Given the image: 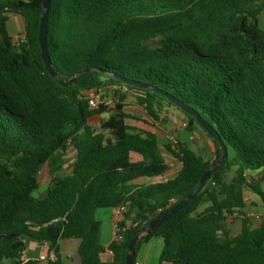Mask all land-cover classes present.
<instances>
[{"label":"trees","instance_id":"16d2710c","mask_svg":"<svg viewBox=\"0 0 264 264\" xmlns=\"http://www.w3.org/2000/svg\"><path fill=\"white\" fill-rule=\"evenodd\" d=\"M46 72L38 44L42 0H0V264H38L25 258L28 244L54 253L47 264H68L59 242L73 240L78 264H125L129 241L189 193L209 161L184 142L165 149L180 169L170 171L156 135L127 123L126 93L148 119L173 107L186 130H200L162 96L106 73L149 85L193 109L220 137L227 158L187 205L142 236L161 240L159 264H264V217L240 219L231 235L228 218L243 210L245 188L264 205V0H50ZM8 14L24 22L17 45L8 34ZM111 92L112 106L90 109L87 94ZM97 127L89 123L102 116ZM145 124H149L144 122ZM75 153L63 174L67 151ZM133 155L137 160H133ZM46 193L34 196L42 169ZM233 170L229 181L228 172ZM144 180L143 183H138ZM148 180V181H146ZM124 207L113 241L100 242L98 211ZM120 237V239H118ZM109 251L110 263L101 255Z\"/></svg>","mask_w":264,"mask_h":264},{"label":"rangeland","instance_id":"374dc122","mask_svg":"<svg viewBox=\"0 0 264 264\" xmlns=\"http://www.w3.org/2000/svg\"><path fill=\"white\" fill-rule=\"evenodd\" d=\"M8 20L6 24L7 32L13 38V43L15 45L18 44V39L24 33V22L21 17L17 15L8 14ZM89 94H94L95 100L97 104H102L105 106H112L113 104V96L112 93L107 92H90ZM124 111L129 114L133 119H128L127 123L131 126L136 128H148L149 130L153 131L157 137L158 143L161 146V150L163 152L164 160L168 165L171 171L177 172L180 169V163L170 155L167 150L165 149L166 145H170L175 147V140L180 142H184L190 146V148L198 153L200 156L204 157L209 161H213L215 159V154L213 153V148L207 137L204 133L200 130H196L194 133L190 134L185 126H186V118L185 116L173 107H166L159 113L158 117L160 122H154L147 118L145 111L138 107L134 100V95L132 93H126V100L124 102ZM107 117L106 114L102 116H93L89 119V123L97 127L99 124L100 119H105ZM147 122L149 124H145ZM74 151L69 149L67 151V155L65 157L64 165H63V174L67 173L70 169V163L74 159ZM137 156L133 155V160H137ZM233 175V170L227 173L226 180L229 181ZM249 175V176H248ZM248 176V177H247ZM246 176V180L248 183L256 184L259 183L261 190L264 191V184L260 182L261 172L260 171H253L249 172ZM41 185L39 186L38 190L34 193V196L38 198H42L46 193V187L48 184V178L46 175L45 168L42 169V178H40ZM245 193L249 190L245 189ZM252 197L259 199V197L255 194H252ZM263 208H252L250 211L240 210L241 214L235 213L231 217L228 218L227 223L230 227V230H235L234 225H231L233 221L238 220V224H240V219L243 218V214L245 212L250 213L254 216H259L261 219L264 217ZM108 211V210H107ZM104 214L103 211H98L97 217L102 221V230L105 223L108 222L107 217L104 218L101 215ZM249 222L252 224H256L255 220L248 219ZM103 231H101V237ZM30 244H28L29 246ZM33 246V245H32ZM161 240L159 238L153 239L152 243L143 247L142 252L139 256V259L142 264H159L158 258L161 250ZM42 252V253H41ZM69 254L71 264H75L77 262V257L75 255V249L73 246H70L69 250L67 251ZM45 250L40 249L38 246L31 247L27 249L25 253V258L33 257L36 260L40 255L45 254Z\"/></svg>","mask_w":264,"mask_h":264},{"label":"water","instance_id":"95a60500","mask_svg":"<svg viewBox=\"0 0 264 264\" xmlns=\"http://www.w3.org/2000/svg\"><path fill=\"white\" fill-rule=\"evenodd\" d=\"M50 0H42V9L43 14L40 18L39 22V28H38V44L40 47V54L41 59L44 65V68L46 72L56 81L57 84L68 87L69 85L74 84L78 77L86 72H89L91 70H84L80 72L79 74L73 76L69 81L62 82L59 77L55 74V72L52 69V65L50 62V58L48 56L47 52V46H46V34H47V20H48V5ZM109 76L121 81L123 84L131 85L136 88L142 89V90H151L153 93L162 96L167 101H169L171 104H173L175 107H177L179 110H181L183 113L187 114L188 116L192 117L196 124L208 135V137L215 141V143L218 145L219 149L222 152V155L217 160H213L211 166L206 170L199 180L195 183V185L192 187V189L189 191V193L181 200L179 203L174 205L172 208H170L168 211H166L164 214L156 218L154 221H152L147 227H145L143 230H141L139 233H137L128 243L127 245V253L125 255V264H132L133 261V248L134 245L140 240L142 236H145L155 230L157 227H159L163 222H165L167 219L171 218L174 214H176L178 211L183 209L187 203L192 200L197 193L200 191V189L204 186L208 176L214 170L218 165H220L224 160L227 158V150L225 146L223 145L220 137L217 135V133L207 124L201 117L191 108L184 105L182 102L176 100L175 98L169 96L168 94L155 89L149 85L143 84V83H137L128 79H125L121 76H117L115 74L106 73ZM216 158V157H215Z\"/></svg>","mask_w":264,"mask_h":264},{"label":"crops","instance_id":"0c3cea01","mask_svg":"<svg viewBox=\"0 0 264 264\" xmlns=\"http://www.w3.org/2000/svg\"><path fill=\"white\" fill-rule=\"evenodd\" d=\"M142 129L149 130L148 128H142ZM149 131H151V130H149ZM151 132H153V131H151ZM173 173H175V171L173 172L170 169V171L166 175H170ZM146 181H148V180H146ZM149 181H157V178L149 180ZM143 182H145V181L142 180V181H139L138 183H143ZM245 189H247V188H245ZM245 189L243 191V198H244L246 207L243 210L244 211H248V210L250 211V209H252V208H255V209L256 208H263V210H261V211H264V205L261 203L260 199L252 197V194H254V193H252L249 189H248L249 191L247 193H245L246 192ZM262 192L264 193L263 190H262ZM235 213H237V211H235ZM101 216L102 217L104 216V218L107 217V219H108V222L105 223L103 230H102V221L100 219V222H101L100 242L104 246V248L106 249V247L113 241V234H114V225L113 224H114L115 211L105 210L104 214H102ZM238 222H239L238 220H235L231 224V225H234V227H235V230H233V229L231 230V235H233V236L239 232L240 224H238ZM101 231H103V234H102L103 237H101ZM152 240L149 241L147 244H144L141 246V248L138 252V255H137V259H136L138 264H142L140 259H139V256L142 252L143 247L152 243ZM75 244H76V242H74L73 240H64V241L59 242V254L68 264H71L72 262L70 261L69 254L67 251L69 250L70 246H73V248H75ZM35 246L37 247V245H35L34 243H30V245L28 247L31 248V247H35ZM40 249L44 250L45 247H41ZM100 258L103 262L110 263L112 261V254L109 251L105 250V252L101 255ZM75 264H78V263L75 262ZM162 264H169V263H162Z\"/></svg>","mask_w":264,"mask_h":264},{"label":"built area","instance_id":"2783aa9c","mask_svg":"<svg viewBox=\"0 0 264 264\" xmlns=\"http://www.w3.org/2000/svg\"><path fill=\"white\" fill-rule=\"evenodd\" d=\"M23 39H24V34H22V36L18 39V43L19 42H23ZM87 103H88V106L90 109H96L98 104H97V101L95 100V97H94V94H87ZM171 175V174H170ZM170 175H164L162 177H159L157 178V180L159 181H166L169 179V176ZM115 211V216H114V233L117 229V225L121 222L122 218H123V212L125 211V208L124 207H121V208H118ZM238 214H241V212L238 210L237 211ZM235 214V212L233 213V215ZM243 218L245 219H252V220H255L256 223H258L259 221H261V218L259 216H254L250 213H247L245 212L243 214ZM113 237H114V234H113ZM118 239H120V237H118ZM55 260V255L54 253L50 252L49 254H43V255H40L37 259L38 261V264H47L48 262H52ZM138 264V263H136Z\"/></svg>","mask_w":264,"mask_h":264}]
</instances>
